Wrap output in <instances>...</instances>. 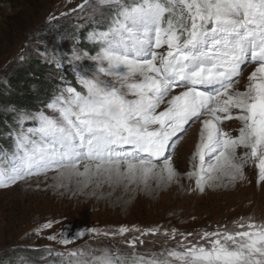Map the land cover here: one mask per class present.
I'll list each match as a JSON object with an SVG mask.
<instances>
[{
    "label": "snow or ice",
    "instance_id": "6c2138e0",
    "mask_svg": "<svg viewBox=\"0 0 264 264\" xmlns=\"http://www.w3.org/2000/svg\"><path fill=\"white\" fill-rule=\"evenodd\" d=\"M79 7L86 16L112 10L108 28L90 33L99 50L72 53L79 89L67 83L46 105L48 112L17 113L14 147L0 153V188L49 171L61 182L79 178L84 187L173 182L170 151L196 121L197 163L187 176L199 191L225 177L242 179L250 161L257 183L264 182V0H83ZM84 59L94 62L91 68L75 63ZM232 120L240 122L238 135L223 127ZM24 121L34 126L25 131ZM233 225L205 230L196 242L187 240L192 233H180L176 248L160 252H136L137 241L144 244L139 237L127 241L130 252L72 250L68 264H264V221L242 217ZM129 231L155 236L160 229L121 226L118 234ZM176 234L172 229L173 239ZM62 235L65 245L74 238Z\"/></svg>",
    "mask_w": 264,
    "mask_h": 264
},
{
    "label": "rangeland",
    "instance_id": "374dc122",
    "mask_svg": "<svg viewBox=\"0 0 264 264\" xmlns=\"http://www.w3.org/2000/svg\"><path fill=\"white\" fill-rule=\"evenodd\" d=\"M95 2L96 0H91V3ZM81 4L83 0H0V81L3 74L16 63L32 55L40 45L42 36L51 40L49 37L52 28L59 33L53 37L52 45L41 46L44 59L52 56L53 50L58 53V49L54 47L67 38L68 31L112 13L111 9L105 8L93 16H86L79 7ZM50 17L53 19L50 20ZM87 40L96 43L90 38ZM98 50L97 44L94 53L86 50L75 52L81 55L87 52L94 56ZM71 58L72 54L66 57L69 61ZM75 63L83 69L91 68L94 62L84 59ZM254 68L253 64L244 69L238 85L241 91ZM74 77L76 80V76ZM46 105L37 112H48ZM10 109L12 108L1 110L10 112ZM199 126L200 121L192 123L172 150V163L177 172L175 180L160 184L151 180V187L145 191V196H132L129 202L96 205L89 201L87 203L82 197L73 198L65 190L67 181L61 182L52 171L0 188V258L13 256L20 249H42L46 255L37 260L42 261L41 264H68L67 253L72 250L106 248L130 252L132 249L127 241L136 237L143 240L144 244L137 241L135 251L147 254L160 252L165 248H176L177 243L183 239L180 233H192L187 240L196 242L203 231H215L224 226L231 229L234 227L233 221H239L242 217L245 220L251 217L256 222L264 221V182L257 183L258 170L254 162L247 163L244 177L231 182L227 189L218 190L214 186H205V190L201 192L196 188L194 177H185L189 171L194 170L197 163L189 156L192 157L195 143L199 140ZM223 127L232 135H238L240 122L225 121ZM244 151L242 148L238 149V154H243ZM47 221L53 222L52 227L43 229L42 225ZM121 226L129 229L133 226L139 229L159 228L160 231L155 236L141 235L134 231L121 236L118 234ZM93 228L100 233L107 231L109 235L88 231ZM172 229H176L175 239L171 236ZM165 232L169 236L166 237ZM62 233L73 236L72 242L67 245L60 243L64 238ZM80 233L84 234L79 235ZM49 236L57 238L49 240Z\"/></svg>",
    "mask_w": 264,
    "mask_h": 264
},
{
    "label": "trees",
    "instance_id": "16d2710c",
    "mask_svg": "<svg viewBox=\"0 0 264 264\" xmlns=\"http://www.w3.org/2000/svg\"><path fill=\"white\" fill-rule=\"evenodd\" d=\"M110 22L111 14L76 26L68 31L67 38L60 41V45L56 44L54 47V49H58L55 59H53V55L44 59L41 54V46L52 45L55 35L59 33L55 28H52L51 37H49L51 40L42 36L39 40L40 45L34 49L32 55L26 56L3 74L0 81V153H8L14 147L15 134L21 129L18 112H37L50 103L59 90L69 82L77 88L73 65L66 57L71 55L72 51L86 50L89 53H94L97 44L87 40L90 38L89 33L105 31ZM61 58H63L62 63L60 67H57L56 61ZM9 107L17 111L5 112L1 110ZM32 126V121L23 122L25 131ZM45 255L46 252L42 249H20V252L13 256L0 258V264H41L42 261L37 260Z\"/></svg>",
    "mask_w": 264,
    "mask_h": 264
},
{
    "label": "bare ground",
    "instance_id": "6f19581e",
    "mask_svg": "<svg viewBox=\"0 0 264 264\" xmlns=\"http://www.w3.org/2000/svg\"><path fill=\"white\" fill-rule=\"evenodd\" d=\"M195 145H196V143H195ZM194 150H195V147H194ZM194 150H193V152H194ZM237 152H238V150H237ZM189 157L192 158L191 155ZM245 168L246 167H244V169ZM81 171H83V167L82 166H81ZM185 177H187V175ZM78 179L79 178H76V177H73L71 180L65 179L64 182L67 181V183H68L67 186L65 187V190L67 192H69V194H71L72 195L71 197H73V198L82 197L83 200L84 199L87 200V203L89 201V202L94 203L96 205H101V204L107 203V202H110V203H116V202L117 203H124V202L128 201L132 196H136L138 198L141 197V196H145V194H144L145 191L149 190L150 187H151V183L150 182H149V185L146 187L144 184L128 183L127 181H124L122 183H107V182H104V183H100L99 185H97L96 183H92V184H89L87 187H84L82 183H78ZM230 184H231V182H229L227 177H225V178H223L222 182L221 181H217L216 182V186H214V187L216 189H218V190L224 189V188L227 189V187H229ZM148 195H150V194H148ZM178 199H180V198L178 197ZM60 202H62V201H60ZM58 203H56V204H58ZM58 206H59V204H58Z\"/></svg>",
    "mask_w": 264,
    "mask_h": 264
}]
</instances>
